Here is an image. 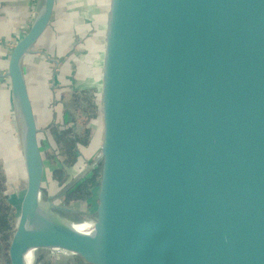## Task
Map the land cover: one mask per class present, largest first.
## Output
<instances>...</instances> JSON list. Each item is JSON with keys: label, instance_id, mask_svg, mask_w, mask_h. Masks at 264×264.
Wrapping results in <instances>:
<instances>
[{"label": "water", "instance_id": "95a60500", "mask_svg": "<svg viewBox=\"0 0 264 264\" xmlns=\"http://www.w3.org/2000/svg\"><path fill=\"white\" fill-rule=\"evenodd\" d=\"M49 33L42 101L85 120L56 196L24 68ZM4 75L27 172L7 264H264V0H43Z\"/></svg>", "mask_w": 264, "mask_h": 264}, {"label": "rangeland", "instance_id": "374dc122", "mask_svg": "<svg viewBox=\"0 0 264 264\" xmlns=\"http://www.w3.org/2000/svg\"><path fill=\"white\" fill-rule=\"evenodd\" d=\"M43 47L41 48V43L39 42L31 54L33 56H30L34 58L37 76L41 72L40 65L44 56L40 49H43ZM51 65L53 64H49V67ZM36 77L27 78V82L31 89L30 94L34 103L38 125L41 129L42 148L49 147L51 143L55 147V150L51 149L52 146L47 149L49 158L46 161V167L50 174L45 180L44 191L45 194L52 193L53 196H56L60 193V190L55 192L52 190L53 179L59 178L60 180V173L64 170H67L66 173H69L74 178L85 167V164H82L81 167L78 165L77 160H74V155L70 153L71 150L69 148L71 142L67 143L66 141V136L69 134L71 127L75 134H82L80 128L85 120L78 109L75 111V108H78V102L70 98V96L69 98L66 96L62 98L61 92L60 97H57L56 100H50L53 93L49 95L46 92L44 96L49 98L44 105L42 101L43 93L40 92L39 82H37ZM62 87L63 83H60V88ZM2 91H0V264H7L5 253L20 216L21 202L27 188V172L20 120L10 96ZM67 110L69 111L68 117L65 115ZM70 114L75 118V125L65 124L68 122L67 119H69ZM62 120L64 121L63 123ZM46 129L48 133H46ZM66 162H69L70 165H66ZM56 263L63 264L60 263V259Z\"/></svg>", "mask_w": 264, "mask_h": 264}, {"label": "crops", "instance_id": "0c3cea01", "mask_svg": "<svg viewBox=\"0 0 264 264\" xmlns=\"http://www.w3.org/2000/svg\"><path fill=\"white\" fill-rule=\"evenodd\" d=\"M42 1L43 0H0V91L3 90L8 93L12 103L10 79L4 75L8 68L10 52L16 42L21 39L32 26ZM54 23L56 30H58L60 27V14H58L56 22ZM40 39L44 42V39H53V36L52 34H47L43 35ZM43 42L41 45L42 47L44 46ZM31 54L27 55L24 60L26 78L28 79L31 76L33 78L37 76L34 58L30 57L33 56ZM41 77L42 67L39 76L36 77L37 82H39L38 85L41 84Z\"/></svg>", "mask_w": 264, "mask_h": 264}, {"label": "bare ground", "instance_id": "6f19581e", "mask_svg": "<svg viewBox=\"0 0 264 264\" xmlns=\"http://www.w3.org/2000/svg\"><path fill=\"white\" fill-rule=\"evenodd\" d=\"M85 224L78 225L77 228L80 230H84ZM28 264H32V253L27 256Z\"/></svg>", "mask_w": 264, "mask_h": 264}, {"label": "flooded vegetation", "instance_id": "af4514ba", "mask_svg": "<svg viewBox=\"0 0 264 264\" xmlns=\"http://www.w3.org/2000/svg\"><path fill=\"white\" fill-rule=\"evenodd\" d=\"M41 43V45H42V39H40L35 45H34V47H33V50H34V48L36 47V45L38 44V43ZM42 47V46H41ZM41 67H42V64L40 65V70H41ZM25 73H26V71H25ZM29 86V85H28ZM39 87H40V85H39ZM30 90V89H29ZM34 104V103H33Z\"/></svg>", "mask_w": 264, "mask_h": 264}, {"label": "trees", "instance_id": "16d2710c", "mask_svg": "<svg viewBox=\"0 0 264 264\" xmlns=\"http://www.w3.org/2000/svg\"><path fill=\"white\" fill-rule=\"evenodd\" d=\"M86 191L88 192V188H86ZM14 232V231H13Z\"/></svg>", "mask_w": 264, "mask_h": 264}]
</instances>
